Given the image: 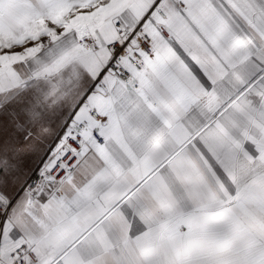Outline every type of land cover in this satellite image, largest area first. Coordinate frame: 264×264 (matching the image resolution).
Segmentation results:
<instances>
[{
	"label": "snow or ice",
	"instance_id": "1",
	"mask_svg": "<svg viewBox=\"0 0 264 264\" xmlns=\"http://www.w3.org/2000/svg\"><path fill=\"white\" fill-rule=\"evenodd\" d=\"M0 264H264V0H0Z\"/></svg>",
	"mask_w": 264,
	"mask_h": 264
}]
</instances>
